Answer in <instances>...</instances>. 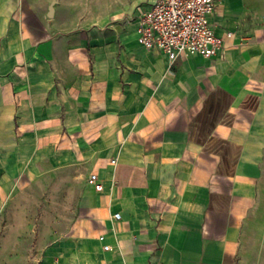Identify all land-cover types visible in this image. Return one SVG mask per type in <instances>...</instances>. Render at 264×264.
I'll return each instance as SVG.
<instances>
[{
  "label": "crops",
  "instance_id": "1",
  "mask_svg": "<svg viewBox=\"0 0 264 264\" xmlns=\"http://www.w3.org/2000/svg\"><path fill=\"white\" fill-rule=\"evenodd\" d=\"M69 3L0 0V222L63 174L76 217L42 264H264V0H217L219 53L175 61L138 42L145 0Z\"/></svg>",
  "mask_w": 264,
  "mask_h": 264
},
{
  "label": "rangeland",
  "instance_id": "2",
  "mask_svg": "<svg viewBox=\"0 0 264 264\" xmlns=\"http://www.w3.org/2000/svg\"><path fill=\"white\" fill-rule=\"evenodd\" d=\"M140 1L70 0L69 6L86 22L99 23L102 16L123 13ZM80 180L56 174L34 180L16 195L17 204L6 207L0 222V235L6 232L11 236L10 256H0V264H42L46 250L55 248L58 241L68 237L76 217Z\"/></svg>",
  "mask_w": 264,
  "mask_h": 264
},
{
  "label": "built area",
  "instance_id": "3",
  "mask_svg": "<svg viewBox=\"0 0 264 264\" xmlns=\"http://www.w3.org/2000/svg\"><path fill=\"white\" fill-rule=\"evenodd\" d=\"M216 1L145 0L146 5H140L133 18L137 22L139 44L149 50L163 51L172 61L189 55L215 56L223 46V40L215 34L209 21ZM89 183L98 192L104 189L97 173H91ZM114 217L120 219L121 214L116 213Z\"/></svg>",
  "mask_w": 264,
  "mask_h": 264
},
{
  "label": "water",
  "instance_id": "4",
  "mask_svg": "<svg viewBox=\"0 0 264 264\" xmlns=\"http://www.w3.org/2000/svg\"><path fill=\"white\" fill-rule=\"evenodd\" d=\"M53 8H54V4L53 5H51V7H50V16H52V13H53Z\"/></svg>",
  "mask_w": 264,
  "mask_h": 264
}]
</instances>
